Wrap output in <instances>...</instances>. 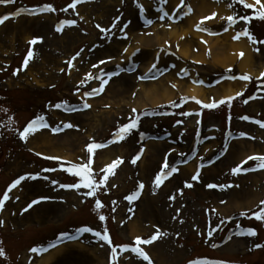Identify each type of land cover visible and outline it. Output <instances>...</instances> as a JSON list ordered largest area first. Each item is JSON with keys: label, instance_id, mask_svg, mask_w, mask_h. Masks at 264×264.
<instances>
[{"label": "rangeland", "instance_id": "obj_1", "mask_svg": "<svg viewBox=\"0 0 264 264\" xmlns=\"http://www.w3.org/2000/svg\"><path fill=\"white\" fill-rule=\"evenodd\" d=\"M193 1L167 0L164 3L163 0H139L145 9L143 13L137 8L136 0H99L82 10L77 7L75 11L69 9L68 12L61 9L71 4L72 0H16L14 8L11 6L0 9V16L9 10L13 13L23 8V2L31 6L49 3L57 9L55 13L33 19L24 15L15 23L10 21L0 28V198L16 179L30 175L40 177L36 180H24L8 193L10 199L6 202L3 213H0V220L4 221L3 226H0V241H3L0 247L6 253V257L0 256V264H36L39 258L32 254V248H40L55 237L59 238L66 232L84 226L96 230L100 214L111 220L115 213H121L115 217V224L111 222L117 247L130 243L132 239L129 234H123L126 228L122 226V214V220L125 219L128 226L133 221L140 222V237L144 239L153 236L157 228L169 233L152 245L159 264H186L188 260L204 256L207 260L223 259L227 264H264V248L256 247L257 244H264V222L249 220L242 215L248 212L249 216L254 217V213L261 210L258 206L264 201V169L236 176L231 173L240 164L236 156L244 150L253 149V155H264V128L242 119L247 116L264 122V80L258 81L256 76L250 74L253 79L245 85L246 94L233 100L230 107L222 105L217 110L204 109L201 104L188 100L178 109L166 108L187 96L178 97L169 105L164 104L158 109L140 106L145 101L142 89L167 77L175 82L194 85L202 81L203 87L214 91L222 85L243 82L240 79H229L231 75L237 77L248 74L241 72L239 64H235L232 71L213 66L211 55H208L207 62L203 64L185 60L177 54L173 56L168 48V45L174 44L172 41L166 40L155 48H147L139 43L141 38L152 40L156 34L169 32L172 27L182 24V21L169 22V14L175 4L185 2V5L192 6ZM231 2L227 1V6ZM237 5L239 10L236 13L255 16V12ZM76 12H79L78 16ZM60 14L62 18L58 16ZM66 20H75L76 24L65 26L63 32H57L56 27ZM117 20L119 23H116ZM114 23L116 27L112 29ZM226 23L223 20L207 28L220 30ZM97 25L111 31L102 32ZM237 26L240 32L249 27L257 40L264 41V21L254 18L250 25L240 21ZM37 37H42V42L30 45L29 41ZM186 40L193 42L192 52L200 50V42L195 41L194 36L189 35ZM253 47L260 48L258 53L254 50V66L259 73L264 67V44ZM125 48L133 50L132 53L125 52ZM29 50L34 52V59L29 62L27 70H24L23 62ZM74 56L77 59L72 67L66 62ZM147 59H152L150 62L156 61L157 64V73L154 71L152 76L149 75L150 78L140 80V75L129 76L126 74L128 72L122 74L127 69H134L147 62ZM101 61L107 62L101 64ZM97 64L100 66L94 67ZM17 69H21L19 75L14 74ZM113 72H118L119 75L112 77L102 94L95 97L84 95L101 86L99 79H86L88 73L93 76L104 74L107 79V74ZM171 84L168 82V85ZM253 96L257 98L250 99ZM246 99L249 100L247 104L244 103ZM85 101L92 106L85 113L69 115L63 108L54 107L65 102L79 107ZM148 108L151 109L147 111ZM191 108L203 110V119L200 116L183 115L190 112ZM133 109L137 112L134 113ZM145 112L152 114L145 115ZM163 112H169L170 116H164ZM137 114L141 117L138 129L133 130L122 141L111 143L114 146L109 150L102 148L95 151L93 172L97 171L98 166L101 167L98 158L96 159L99 152L113 151L118 159L124 161L116 169L115 175L109 177L107 187L102 188L97 197L85 196L84 193L88 191L85 188L70 193L59 192L60 184H71L77 177L65 173L62 163L58 167L53 164L48 166L49 164L41 161L45 157L55 156L53 149L41 146L40 149L36 148L39 133L30 135L27 143L19 138V132L39 116L46 118L48 130L71 123L74 127L67 132L70 134L67 138L74 134L79 143L72 147L68 145V140L64 141L66 143L61 140L59 150L61 154L78 157L72 162L81 164L88 159L90 154L86 148L93 140L99 144H108L115 139L113 134ZM228 132L247 135L231 140L226 137ZM52 135L55 138L63 134ZM53 142L56 145L58 143ZM152 144H158L159 147H153ZM141 149H144L142 158L135 165L132 164L131 161ZM148 152L153 154L152 164L142 172L140 167ZM37 153L45 157L39 158ZM166 157L170 167L179 170L154 190V178L160 172ZM201 160H212V164L202 170L199 181H196L192 179L195 172L187 169ZM188 163L187 166H178ZM256 164V161H249L245 168H255ZM45 169L56 170L44 171ZM95 175L99 181L104 173ZM256 175H261V185L255 184L254 179H260ZM54 181L58 183H53ZM140 183L145 185L142 202L139 199L137 204H131L126 197L136 192ZM186 183L193 184V187H185ZM208 184L238 187L209 189ZM181 190L183 195H180ZM254 190L262 194L261 200L249 207L245 205L246 197ZM172 195L176 196L174 201L170 199ZM42 198L50 199V204L24 211L32 201ZM97 198L105 206L100 210L94 207ZM234 201L242 203L241 207L236 208ZM113 202H116L115 211ZM142 203L148 206V212L144 215ZM129 209H134V212ZM236 228H254L258 235L231 237L230 243L217 250L199 241V238H203L207 239L208 244L221 242ZM213 230L220 232L213 233ZM209 232L212 233L211 238L208 236ZM112 239L114 241L113 237ZM237 241H241L243 246L233 247ZM85 242L81 241L79 244L83 249L68 248L67 253L57 258L53 264H98L87 254L90 249L95 251L96 256L108 258L109 252L98 247L102 244L92 246ZM70 251L76 252L79 257H70ZM129 262L147 264L135 254L123 253L119 256L118 264Z\"/></svg>", "mask_w": 264, "mask_h": 264}, {"label": "snow or ice", "instance_id": "obj_2", "mask_svg": "<svg viewBox=\"0 0 264 264\" xmlns=\"http://www.w3.org/2000/svg\"><path fill=\"white\" fill-rule=\"evenodd\" d=\"M16 0H0V4H12L15 3ZM87 2V0H73V3L69 4L66 8L61 9V11L64 12H68L69 9L72 10H76L77 5L81 4V3H85ZM164 3H167V0H163ZM219 2V0H218ZM236 4H240L243 5L244 8L247 9H254L255 10V16H241L239 17V19L237 18V16L235 15H230L227 16L226 18H222V19H226L227 23L230 26H235L237 23L240 22V20H243L246 22V24L250 25L252 20L255 19H259L261 21H264V0H254V3H248L247 0H232V3L228 4V7H234ZM136 6L137 8L141 11V13H143L145 11L143 4H141L139 2V0H136ZM186 6L183 2L180 3L179 8L177 9V11H180V9H185ZM57 11V9L49 4V5H45L40 9H25V8H21L18 10L17 13H14V16H18L20 14H30V15H38L40 12H48V13H55ZM186 11L188 13H190L192 11L190 6H187ZM77 16L79 15V12L75 13ZM165 15H167V13H165ZM217 16V13H212V15L205 17L204 19H201L199 24L196 26V30L197 31H206L207 29L201 27L202 25L205 24L206 20H213L215 17ZM161 19H163V16L160 17ZM8 19H10L9 16H4L2 18H0V25H3L5 23V21H7ZM116 23H119V21L117 20ZM116 23H114L112 25V29H114L116 27ZM146 23H151V21H146ZM76 24L75 20H71V21H62L57 27H56V31L57 32H63L65 26H73ZM97 28H100V30L102 32H107V31H111V29L105 30L103 28H101L100 25L96 26ZM227 30V29H226ZM215 34V33H212ZM241 37H247V39L251 42L252 45H259V44H264V41H260L257 40V38L251 34V32L248 30V28L246 27L243 31L237 33L233 39L239 41L241 39ZM38 42H42V37H37L32 39L31 41H29L30 45H36ZM205 43H207L205 41ZM254 50L258 53L260 51L259 47H255ZM125 52L128 51L127 48L124 49ZM79 55V53H77V56ZM77 56L72 57V59L68 60L66 63H68L69 65H71L72 67H74V61L77 59ZM239 56L241 59H243V57L245 56L244 52H240ZM34 59V52L32 50H29L24 62H23V69L27 70L29 62L32 61ZM107 61H101L100 63H106ZM100 65H94V67H99ZM156 65L153 64L152 68L155 69ZM21 69H17L16 72L14 73L15 75H19ZM228 71H232V69H229ZM70 74V73H69ZM119 75L118 72H113L111 74H107L108 78L105 79L104 74H101L99 76H93L91 73H88V76L86 77V79L88 80H95V79H99L101 81V86L99 88H95L93 89L91 92H87L84 93L85 96L91 97L94 95H100L104 92L107 84L110 82V80L112 79V77ZM150 78L148 75L145 76H141L140 79L144 80ZM229 79H240V80H244V81H251L253 79V77L250 74H246V75H242L240 77H228ZM257 79L259 80H264V73L261 74L260 77H257ZM200 83H203L202 81ZM54 87V86H53ZM173 88L176 87V85H172ZM244 93L240 92L237 94V96H242ZM237 97L236 96H231V97H227L225 99H220L219 101H216L215 99L212 100L211 103H203L200 100H196V103L201 104L202 107L204 109H217L222 105H228L229 107L231 106V102L233 100H235ZM256 96L251 97L250 99H256ZM185 102H187V98H184ZM249 102V100H245L244 103L247 104ZM175 106H179V105H175ZM55 108L57 109H61L63 108L66 111H80L82 109L76 108L75 106H71L68 105L67 102H65L64 104H56L54 105ZM92 106L91 104L87 103V101L84 102L83 104V109H90ZM133 112H137L136 109H133ZM152 113H147L145 112V115H150ZM183 115H192V113L188 112V113H183ZM198 115H202V113H198ZM242 119L244 120H250V117H242ZM140 120L141 117L139 114H137L135 116V118H130V122L121 126L119 128V130L114 133V137L115 139H113L112 141H110L108 144H99L96 143L94 140L91 144H89L86 148V151L89 155L88 159L81 164H77V163H70L69 167L64 168L63 170L66 171L67 173H69L70 175H72L73 177H78L79 178V182L78 183H74V184H60L59 187L60 188H65V189H75L76 191H79L81 188H85L88 189V191H86L84 193L85 196L87 197H97L98 192L101 191L102 188H106L107 187V183L109 180V177L112 175H115V169L124 163L123 159H117L116 161H114L111 165L107 166L106 168H102L100 171L101 173H104V175L102 176V179L97 181L96 179V175L93 172V157L95 155V151L97 149H102L105 147L110 146L111 143H117L122 141L123 139H125L127 137V135H130L132 133L133 130L138 129L139 128V124H140ZM254 123L260 125V127L264 128V122L259 121V120H255L253 121ZM49 127V125L46 122V118L44 116H39L36 119H33L32 121H30L27 126L24 128L23 131L19 132V138L21 140H23L25 143L28 142V139L30 137V135H34L35 132L37 130H39L40 128H47ZM64 128H73L74 125L71 123H67L65 125H63ZM62 130V128L60 126H57L55 128H52L53 132H60ZM230 135V134H229ZM241 136H245L247 135L246 133H241ZM143 151L144 149H141L140 153L137 154L135 156V158L131 161L132 164H136L143 156ZM37 155H40L39 153H37ZM46 159H60L58 157H45ZM249 161H256V167L255 168H245V165H247L249 163ZM264 169V155H252V156H248L245 160H243L240 164H238L236 167H234L231 170L232 175L236 176V175H240L242 173L248 172V171H257V170H261ZM56 169H45L44 171H55ZM179 169L178 168H172L170 167L167 157L165 158L161 170L160 172L155 176L154 178V190L158 189L159 187L162 186L164 180L170 178V176L177 172ZM40 177L37 175H30V176H22L19 179H16L7 189L6 193L3 195L2 198H0V213H3L4 209H5V204L6 202L10 199V196L8 195V193H11L13 191V189H16L24 180H36L39 179ZM46 179V177H45ZM193 180L199 181L200 179V172L197 171L195 173V175H193L192 177ZM53 183H58V182H53ZM238 187V185H217V184H208L207 187L209 189H215V188H220L221 190H225L226 188L229 187ZM185 187L187 188H192L193 184L191 183H186ZM145 188V185L143 183H140L138 185V190L136 192H134L133 194L129 195L126 197V199L129 202H134L136 200H138L140 198V196L142 195V192ZM180 195H183V190L180 191ZM18 199V197H17ZM45 199V198H42ZM171 200H175L176 196L172 195L170 197ZM40 200H34L32 201V203H30L28 205L27 208L24 209V211H28L30 208H32L35 204L40 203ZM96 210H100L102 208H104V204L97 198L95 201V205H94ZM115 207H116V202H113V211H115ZM261 210L257 211L254 213V217L253 216H249L248 212H244L242 213V215L248 217L249 219H256L257 221H262L264 222V201L260 202V205L258 206ZM130 212H134V209H129ZM215 211V209L213 210ZM99 219L103 222H105V224L107 223L108 217L106 215L100 214L99 215ZM181 223H183V221H180ZM4 221L0 220V226H3ZM125 223H127V221H125ZM78 233L79 234H83V233H93V235L95 237H97L100 241H104L107 245L112 246L111 247V262L110 264H118V260H119V256L122 255L123 253L129 252L131 251L132 253H134L137 257L141 258L143 261H146L147 264H154V261L152 260V257L150 256V254L143 248L141 247V245H152L155 242L161 240L163 237H166L169 235V233L167 232H162L159 228H157L156 233L149 239H143L142 237H136L134 240V247H130L129 245H123V246H113V239L112 236L110 234V232L105 228L104 232H100V231H94V229H92L91 227H83L78 229ZM209 237L211 238L212 233L209 232L208 233ZM240 235H247V236H252L255 237L258 235L256 229L254 228H250L247 229L245 232H241ZM64 239H78V236H73V235H68V234H62L59 238L57 242H54L53 244L49 245V247H56V243L63 241ZM229 240L231 239V237L228 238ZM0 244H3V241H0ZM216 246V245H214ZM257 248H264V244H257L256 245ZM48 251V248H32L31 252L33 253H43ZM0 256H5L6 257V253L5 250L0 247ZM190 264H224V262L222 261H209L207 259H203V260H192L190 261Z\"/></svg>", "mask_w": 264, "mask_h": 264}, {"label": "bare ground", "instance_id": "obj_3", "mask_svg": "<svg viewBox=\"0 0 264 264\" xmlns=\"http://www.w3.org/2000/svg\"><path fill=\"white\" fill-rule=\"evenodd\" d=\"M250 3H254V0H247ZM194 6V15L188 16L186 21H184L182 24L172 27L171 31L169 32H161L159 34H156L154 36V39H139V43H142L147 48H155V46H159L161 43L165 42L166 40L174 42L173 45V52L176 54L178 53L180 57H182L185 60H192L196 63H206V54L210 50L213 53V66L218 68H224L227 69L235 64H239V68L243 73H249L254 76H261L262 73H264V67L261 68V71L258 73L255 69L254 63H255V56L253 54L252 46L248 43L247 40H239L237 43L233 39L235 34L229 33L228 35H225L220 38L212 39L211 37L205 36V34H196L194 33V28L199 24L201 19H204L207 16L212 15V13H217V16L215 17L217 20L215 22H218L225 16H227L229 13L224 5L222 4H214L213 2H209L207 0H194L193 1ZM87 5L83 6L86 7ZM81 9V10H82ZM214 21V20H213ZM7 24H4L3 27H5ZM189 35L194 36L195 41L197 40H204L207 42V47H204V45H201L200 52L201 54L195 55L194 52H192L193 49V42L187 41V37ZM199 44V43H198ZM200 46V45H199ZM133 51V50H132ZM132 51H128L129 54L132 53ZM244 52L245 56L243 59L240 58L239 53ZM147 59V62H144L143 64H140V70L142 72H149L152 68L153 63L150 62L152 59ZM238 60H241L239 63ZM168 82H172L171 85H176V87L173 89L171 85H168ZM177 89V90H175ZM245 89V85L241 83H230L229 85H222L220 88L218 87L217 90L214 91H208L204 89L203 87L196 86L191 83L187 82H175L174 80H171V78L167 77L166 79L159 81L158 83H152L144 87L142 89V95L145 99L143 101L144 103H140L141 107H159L163 104L171 103L173 100L177 99L180 96H188L193 98H199L200 100H203L205 102H210L211 100H220L225 99L227 97L231 96H237L238 93L243 92ZM118 90V89H117ZM213 94V95H212ZM213 96V97H212ZM85 116V115H84ZM70 134H64L59 137L52 138L50 135H48L47 132H42L36 138V148L40 149L39 147H47L49 149L54 150L53 156L55 157H63L69 160L74 161L77 160L78 157L71 156V155H65L61 154L59 150V142L62 140V142L68 140V145L72 146L76 143H79L77 136L74 134L69 138ZM56 141L58 142L57 145L55 144ZM66 143V142H64ZM72 144V145H70ZM153 147H159L158 144H152ZM154 152V151H153ZM255 151L252 149L250 150H244L242 153H239L236 158L238 162H242L245 160L248 156H252ZM158 154L160 155V151H158ZM116 154L113 153V151H106L98 154V159L100 164L103 166L111 165L114 162ZM153 154L152 152H148L145 156V159L141 165L142 172L146 170V168L149 166V164H152ZM195 165H191L187 170L190 172L195 171L196 169ZM256 177H261V175H256ZM254 178V177H253ZM255 184L258 186L261 185L262 179H254ZM262 194L259 191L254 190L252 194H248L246 197V204L247 206L251 207L254 204L258 203L261 200ZM234 204L236 208L241 207L242 203L234 201ZM45 207L44 205L39 206L38 208ZM148 206L142 203V215L147 214L148 212ZM141 232V224L139 221H133L129 225V227L126 229L125 233L123 234H129L131 238L139 237V233ZM231 245V244H230ZM233 247L243 246V243L241 241L235 242ZM78 248L83 249L84 247L80 246L79 244H72V245H62L61 247H57L53 251L49 252L48 254L42 256L39 258V260L36 262V264H53L54 261L63 256L67 253L68 248ZM149 250V249H148ZM151 253L156 262H158V256L153 252V247L151 248ZM87 254L94 258L99 264H104V257L101 258L102 255L99 257L96 256L95 251L93 250H87ZM70 257H79L76 252L69 253ZM159 263V262H158ZM106 264V263H105ZM128 264H134L133 262H129Z\"/></svg>", "mask_w": 264, "mask_h": 264}]
</instances>
